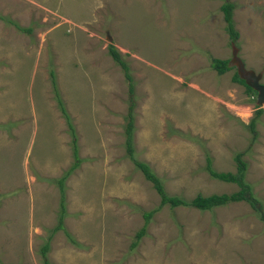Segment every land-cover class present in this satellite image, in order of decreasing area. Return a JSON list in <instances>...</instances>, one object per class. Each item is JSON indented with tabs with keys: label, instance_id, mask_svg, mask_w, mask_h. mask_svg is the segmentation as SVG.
Returning <instances> with one entry per match:
<instances>
[{
	"label": "rangeland",
	"instance_id": "374dc122",
	"mask_svg": "<svg viewBox=\"0 0 264 264\" xmlns=\"http://www.w3.org/2000/svg\"><path fill=\"white\" fill-rule=\"evenodd\" d=\"M231 1L237 42L223 0H0L1 261L44 264L51 234L53 264H264V219L247 201L211 211L164 205L133 245L160 196L127 155L129 83L110 45L134 78L136 157L167 192L192 199L238 190L211 175L207 154L215 170L236 173L235 154L245 151L264 210V103L233 81L234 65L225 74L211 66L231 60L235 45L264 83V0ZM57 95L81 159L65 180L64 224L76 243L64 229L52 232L58 179L75 163Z\"/></svg>",
	"mask_w": 264,
	"mask_h": 264
},
{
	"label": "trees",
	"instance_id": "16d2710c",
	"mask_svg": "<svg viewBox=\"0 0 264 264\" xmlns=\"http://www.w3.org/2000/svg\"><path fill=\"white\" fill-rule=\"evenodd\" d=\"M224 14V19L227 23V31L229 34V37L232 41L237 42L238 38L240 36V32L236 28V23L234 20V10L236 8V3L231 0H223V4L221 6ZM22 30L30 32V28H23ZM109 52L112 55V57L117 60L118 63L122 66L125 77L128 80L129 83V112L127 114V124L125 128V134H126V150L128 157L134 162V164L143 172L145 178L152 182L155 190L160 196V204L158 207L144 212L145 217V223L143 226L139 229L137 232V239L136 242L133 245L137 244V241L143 237L145 234H147V228L148 223L150 222V219L152 216L157 212L160 208H162L164 205L169 204L170 207H178V206H189V207H195L200 210H213L216 207L223 206L226 204H229L231 202H239V201H247L251 204V206L260 213V217L264 219V210H263V201L254 193L253 191V185L246 179V170L248 167V163L246 160L243 159V155L245 154V151H240L235 154V161L237 162V172L233 173L231 171H217L212 167V157L207 154V170L211 173V175L214 178L224 180L227 182H233L236 183L239 187L238 190L232 192V193H222V194H210V195H203L201 193H198L195 197L192 199H186L180 195L177 194H169L166 190L165 183L163 182L162 178L153 170L151 165L145 161H141L137 159L136 157V150L134 145V129H135V115H134V107H135V84H134V78L133 75L130 72V66L129 64L123 59L122 55L118 51V49L114 45L109 46ZM211 66L213 69H215L219 74H225L229 70L233 68L232 65H230L229 59H222V58H214L211 61ZM53 74V73H52ZM54 78V74H53ZM233 81L243 84L246 86L247 91L252 94L253 96L257 95V91H255L252 87H250L246 81L241 78L238 74V71L236 70L233 75ZM59 98V104L62 107L63 114L67 119L68 127L71 131L72 139H73V145H74V155H75V163L66 172L65 176H62L60 179H58V183L62 192V199H61V212L59 216L58 224L52 229V232H57L58 230H65V234L67 237L72 241L73 243H76L74 237L72 234L66 230L65 224H64V218L66 214V208H65V180L69 173L73 170H75L81 159L78 155V144H77V134L76 129L70 119V116L68 112L66 111V108L64 106V103L59 95H57ZM263 112L262 108H259L257 110V114L261 115ZM258 115V116H259ZM257 116V117H258ZM256 118H254L251 121L250 127L255 132V124H256ZM255 139V137H254ZM52 235L50 234L47 238L46 243L42 247V261L44 264H53L49 258H48V250L50 248V241L52 239ZM0 264H8L4 263L0 260Z\"/></svg>",
	"mask_w": 264,
	"mask_h": 264
},
{
	"label": "water",
	"instance_id": "95a60500",
	"mask_svg": "<svg viewBox=\"0 0 264 264\" xmlns=\"http://www.w3.org/2000/svg\"><path fill=\"white\" fill-rule=\"evenodd\" d=\"M239 50L238 48L233 45V64L236 65L238 74L241 78H243L246 83L252 87L255 91H257V103L263 104L264 103V84L261 82L262 74L257 73L252 69H248L243 62L242 58L238 55Z\"/></svg>",
	"mask_w": 264,
	"mask_h": 264
},
{
	"label": "bare ground",
	"instance_id": "6f19581e",
	"mask_svg": "<svg viewBox=\"0 0 264 264\" xmlns=\"http://www.w3.org/2000/svg\"><path fill=\"white\" fill-rule=\"evenodd\" d=\"M235 107V111L242 117V118H244V119H246V118H248L249 117V115L251 114V110L248 108V107H236V106H234Z\"/></svg>",
	"mask_w": 264,
	"mask_h": 264
},
{
	"label": "clouds",
	"instance_id": "9594fccd",
	"mask_svg": "<svg viewBox=\"0 0 264 264\" xmlns=\"http://www.w3.org/2000/svg\"><path fill=\"white\" fill-rule=\"evenodd\" d=\"M235 20V19H234ZM239 55V54H238ZM232 58H233V56H232ZM232 58H231V60H230V65H234L235 67H236V65L235 64H233V61H232ZM243 60V59H242ZM244 62V61H243ZM245 63V62H244ZM246 65V64H245ZM247 67V66H246ZM248 68V67H247ZM236 69H237V67H236ZM248 69H250V68H248ZM253 70V69H252ZM261 82H262V80H261ZM264 84V83H263ZM257 96H258V93H257Z\"/></svg>",
	"mask_w": 264,
	"mask_h": 264
}]
</instances>
